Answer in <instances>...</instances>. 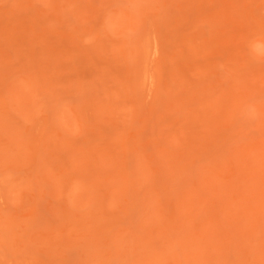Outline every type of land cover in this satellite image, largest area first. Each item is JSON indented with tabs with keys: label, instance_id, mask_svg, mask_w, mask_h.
Listing matches in <instances>:
<instances>
[{
	"label": "rangeland",
	"instance_id": "rangeland-1",
	"mask_svg": "<svg viewBox=\"0 0 264 264\" xmlns=\"http://www.w3.org/2000/svg\"><path fill=\"white\" fill-rule=\"evenodd\" d=\"M0 264H264V0H0Z\"/></svg>",
	"mask_w": 264,
	"mask_h": 264
}]
</instances>
